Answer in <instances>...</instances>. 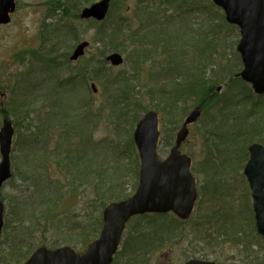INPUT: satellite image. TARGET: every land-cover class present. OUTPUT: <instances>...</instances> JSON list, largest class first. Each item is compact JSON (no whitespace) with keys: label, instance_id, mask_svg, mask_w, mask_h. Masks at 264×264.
<instances>
[{"label":"rangeland","instance_id":"1","mask_svg":"<svg viewBox=\"0 0 264 264\" xmlns=\"http://www.w3.org/2000/svg\"><path fill=\"white\" fill-rule=\"evenodd\" d=\"M100 1L102 0H88L87 2L86 0H81L82 4L80 8L81 11L79 12V18L78 20H75L72 16V12L65 14V12L63 13L62 11H57L55 16L48 15V9L50 7L45 3V0H17L18 6L14 12L15 14L12 16L11 24L0 25V128L2 127L4 119L2 112L3 109H6L8 111L7 119H11L13 121L14 128L16 130L14 138L15 141L11 153V162L15 176L11 178V181L7 182V184H5L0 190V201L2 200L4 205H6V216L4 222L5 227L2 233L3 238L0 243V264L9 263L10 256H8V254L12 249L11 246L20 247L23 252H25L30 246L31 248L33 247L35 251V249L41 247L43 243L45 247L48 246L49 248L55 245H65L64 242H67V237L71 241L68 245L72 246L77 251L83 252L91 240H85V238L82 237L78 240L76 239V236H72L75 233L71 231L73 228L75 231L76 224L79 223L80 227L77 232L87 233L89 227L91 229V227L97 223L94 222V217L98 218V216L101 215L100 212L96 211L97 209H94L93 205L92 208L90 206L91 201L96 202V196L92 193L90 188H86L85 192H83V188L80 190L82 194H80L76 199L78 204H76L74 197L72 199L74 207L68 209L65 213L62 211L61 215L56 218L54 222L50 223V225H47L46 222L44 223V221H42V228L38 229V227H36V229L32 231L33 229L31 228L33 227L30 225L33 218L32 215L34 213H40L41 209H43L39 199V197H41L39 195L41 194L39 191L46 188L44 191L47 194L46 198H50L54 197L58 193V187L63 188L64 185H68L64 179L65 174L57 168L58 166L55 160L57 155L59 158L63 159L61 156L62 153L65 152L64 147L68 145L69 139L66 138L68 137L67 135H62L57 130H51L49 137L50 141L46 144H42L46 145V147L50 149L49 153L48 150L41 149L42 152L39 154L40 157L43 156V159H49L48 164H50V169L47 170L43 168L42 171L44 172V175L50 173L48 178L45 180L52 181V184L48 185L47 181L43 179L44 181H40V190L38 191L37 187H34V182H26L24 179L20 178V175L17 174L19 171H17L16 168L18 167L23 169L25 166V160H27V158L33 159V156L37 155V153L31 152L32 150H35L32 146L22 147L20 144V138L22 135L26 133L28 134V132L35 131V127L37 126L36 120L38 119L35 116L37 114L39 116H46L47 114L50 115V117H48L50 126H55V121H52L51 116H58L59 111H54V114L50 113L51 110L47 107V104H45L46 102L40 100V103L33 107L30 119H21L22 116L18 117L12 114L14 110H17V108L14 105H9L11 104L10 100L12 98L8 88L10 82L14 83L15 80L17 81L19 79L20 81H23L22 86L30 91L32 99L35 100L39 98V96L47 94V92L50 91V88H53L54 80L57 79L56 75H54L55 73H60L61 76L59 75V79L66 81L73 73L80 72L81 68L86 66V62L91 60L92 55L95 57L94 62L96 63V66L98 63L103 62V69L114 72L115 74L124 72L129 78H132L134 73L130 69V63L128 61L129 53H124L125 51L123 50L122 52H117V54L123 56L125 61L122 66H111V64L107 62V56L112 55L114 52L112 54L108 53L104 58V61H97V58L101 57V53L105 50L103 51V46L101 44H97L99 41L94 39L98 30L97 27L94 26L95 24L93 25L92 23L93 19H86L82 16L85 10ZM156 1L157 2L154 4H158V0ZM210 2L212 3V0L198 1L196 4L201 5V8L195 13L184 15V21L189 25V28H192L191 31L188 29L184 33L194 39L193 41L195 44L197 43V47H201V53H203L206 57H208L209 54L214 57V64L209 65L207 74L204 76L208 81L210 79L218 80L222 77V73H226L230 68H235L234 65L237 64L241 58L237 51L238 43L241 37L240 29L234 28L231 24H228L225 20V14L223 11L217 6L216 9H214ZM137 4H139L137 0H111L109 13L111 12L113 18L120 20L125 18L128 21L125 26H130L131 29H135V31L141 30L142 28H146L147 30L151 29L150 23H147V17L143 14L139 16V18L143 19L144 22L137 17ZM187 4L193 8L194 0H188L185 5ZM172 15V11L166 13V17L171 18ZM106 20L107 19L105 18L103 21ZM181 22L182 19L178 16L176 20L177 25H180ZM44 25L46 27L49 25V30H57L58 28L60 36L63 41L66 42V44L63 43L58 45L56 53H58L59 56L57 61H60V63L64 64L65 67L67 65V69H62L61 67L58 71L52 70L48 72L46 65L39 62L37 63L33 57H28L25 64L18 60V54L26 51V49L37 51L43 46L42 36L45 33H42L43 30L41 29ZM126 35H128V32H126ZM206 37L208 38L207 40H202L200 42L201 38ZM84 42H88L90 46L85 51L87 53L83 61H80L79 63L71 61L70 56L73 54L72 52H74L75 48L78 47L79 44ZM57 44L56 38H53L47 42L46 49L48 50V48H52L54 45L57 46ZM129 48L127 50L128 52H131ZM199 51L200 49L198 47L195 59L192 61L193 57L191 56V59L187 62V67H195V60L197 61V64H199ZM67 54H69V57L68 60H65V56ZM163 61L164 59H161V61L156 59L155 62L149 61L144 63L143 72L140 70L139 73V77L141 78L140 83L134 82L131 84L133 87L135 86L134 92L136 93L134 95H136L137 99H141L142 102L145 101L143 103L145 106L147 105L148 107H153V102L146 99L150 97V93L148 92L150 89L147 90V88L144 89V87L153 86L157 83L164 85L167 82L162 76L163 70H161V62ZM240 63L242 65V61ZM173 67L174 65H172L169 69L172 70ZM181 67L183 68L184 66ZM242 69L243 66H241L239 70L234 71L236 73L232 74L231 77H239L238 75ZM179 70V72H182L181 69ZM23 72H27L25 75L28 78L22 76ZM179 72L177 75L175 74L177 79L183 77V75L179 74ZM192 72L197 73L195 70ZM15 76H18L17 79ZM151 76L153 78H151ZM92 77V75L88 74L83 77V79L86 80V84L85 82H82V84L77 82L74 88H67L65 91L63 89L57 90L58 92L55 93V95L62 97L60 94H63L64 92L66 93L68 96V102L65 103L66 107L63 109V115L69 118L68 121L72 120V122L74 121L77 123L80 130H82L72 139V141L75 139L73 141V143L75 142V151L79 153L78 146L81 143L83 136H88L91 147L93 150L96 149L95 152H97V160L95 164L96 166H101L102 171H107V181L110 182V178L113 176L112 171L115 170L118 171V173H122L125 176L123 189L126 191L127 195H133L138 189L140 177L136 176L134 167L130 165L131 161L135 164L136 159V156L133 157V159L130 156L132 155L130 150H133L132 146L129 144V138H132L133 135V133L130 132L132 125H127L125 124L126 122H122V120L118 122L117 118L110 117L109 113L106 111V96L102 94V87L99 83L94 81ZM93 84L95 85L97 92H93ZM223 87V84L219 85V87L216 88V94L222 93L224 90ZM84 97H86L93 105L91 114L93 117H91V115H87V117H85L86 114L84 113V109H82L84 107V105H82ZM199 97L200 95L195 99L193 96H190L186 99V102L182 101L179 104L178 113H180V120H178L179 125L176 128L171 126L167 116L163 112H156L159 113L161 134L159 155L162 159H166L169 156L170 149L173 147L172 145L170 146L166 144L167 140H169L171 144H174L178 134L177 132L184 123L183 121L191 112H193L194 109L200 107V111L203 110L197 123L190 127V135L181 149L182 153L192 157L193 165L191 172L197 180L200 198L197 201L195 213L193 217H191V227L188 223H186V226L190 227H187L186 230L187 234H189L187 240L182 243V240L175 239L172 245L167 244L163 247V249L155 251L149 256L150 264H185L191 259L208 260L216 262V264H259L260 262L264 264V239L257 236L254 232V223L245 224L246 230L244 233L246 235L248 233L251 243H247V238L244 237L245 234L241 232L240 234H237L240 239L233 243L228 240V237L223 236L224 233L219 230V224L215 222L216 218L210 219L209 217L216 212V214L220 216L219 219L223 222V219H225L223 214H225L227 210L228 213L225 219L227 220V223H235L236 221L238 222L241 220L247 221L249 219L253 220V216L251 215L252 211H249L250 201L245 198L246 194L248 196L250 194L249 183L243 173L245 166L239 172L234 171V175L231 173L229 174L228 171H226L227 169L223 170V174L224 172L225 174L223 178L220 177V181L225 180L228 184H232L229 186L224 182L225 186L223 188V195L218 194L220 189L217 191V194H215L214 187L213 194L207 193V190L205 189L207 186V174L205 173L207 172L211 176L212 171L210 168L205 170V165L208 164L207 157L209 156H207V144L203 139V137L208 136V132L206 131L204 125L208 124L210 115L214 114L215 110L211 109L213 106L212 103L211 107H209L210 110L205 111V109L202 108V104H200L201 100ZM241 101L242 99L239 100V102ZM150 110L154 111V109ZM246 110L249 111L248 108ZM148 111L149 110L145 113ZM145 113L142 115L143 117L146 115ZM162 116H164L166 122H162ZM258 117L262 119L264 117V111L258 115ZM33 119H35L34 122ZM70 126L71 125H69V129L71 128ZM28 128H30V130H28ZM73 128L74 126L72 125V129ZM77 132L78 130H74L73 134L75 135ZM56 148L58 149V152ZM213 162L222 163V161L217 159L215 153ZM226 190L231 193V196L227 194ZM62 191L67 193L66 188H63ZM242 198H245L242 204L243 206L239 205ZM67 205H69L68 202H66L64 206L61 205V207L65 208ZM227 205H229V210ZM16 206L18 208L17 211L26 216L24 218L23 225L27 226V230L21 227L19 222L14 219L13 215H11L10 218L7 216L13 208L15 209ZM234 216L239 218L235 221L233 220L235 219ZM10 219L12 220L11 223ZM133 220L134 221L130 223V226L126 228L127 232L124 237L125 239L128 235H130L131 230L140 224V222L143 223L151 221L152 219L140 217ZM165 220L172 219H162V221ZM209 221H212V224H209ZM204 223L205 225L202 226ZM71 224L73 228L71 227ZM46 227V232L48 231V233L43 235L42 230ZM205 230H207V232H204ZM174 233L177 235L178 231ZM136 234V232L133 233V235ZM96 237L94 239H96ZM10 240L11 242H9ZM14 240H17L18 243L13 244ZM248 244L251 248V257H253L250 262L252 261L253 263H247V259L245 258L246 254L244 247L248 246ZM2 259L3 263L1 262Z\"/></svg>","mask_w":264,"mask_h":264},{"label":"trees","instance_id":"2","mask_svg":"<svg viewBox=\"0 0 264 264\" xmlns=\"http://www.w3.org/2000/svg\"><path fill=\"white\" fill-rule=\"evenodd\" d=\"M45 1L50 7L48 9V15L55 16L57 11L65 12V14L72 12L74 19L78 20L79 12L81 11V0ZM87 1L88 0H86V2ZM187 1L188 0H158V4H154L157 2L156 0H137L139 3L137 4V17L139 18L142 14L147 17V23L151 25V29L148 30L142 28L141 30L135 31V29H131L130 26L126 27L125 24L128 21L125 18L121 20L113 18L111 12L107 15L106 21L99 23L92 20L93 25L95 24L94 26L97 27L98 30L94 39L99 41L97 44H101L103 46V51H106V53L102 51L103 53H101V57L97 58V61H104L108 53L112 54L113 52L117 53L123 50L125 51L124 53H129L128 61L130 63V69L134 73L132 78H129L124 72L115 74L114 72L103 69V62L98 63L96 66L94 62L95 57L92 55L91 60L86 62V66L81 68L80 72L73 73L66 81L59 79V75L61 76L60 73H55L54 75H56L57 79L54 80L53 88H50L47 94L39 96V98L35 100L32 99L30 91L22 86L23 81L18 79L17 81L15 80L14 83H9L8 88L12 98L10 100L11 104L9 105H14L17 108V110L12 112L13 115L18 117L22 116L21 119L29 120L30 114L33 112V107L37 106L40 100L46 102L45 104H47V107L51 110L50 113L54 114V111H59L58 116H51L52 121H55V126H50L48 118L50 115L39 116L37 114L35 116L38 118L36 120L37 126L35 127V131L28 132V134L26 133L20 138L22 147L32 146L35 150L31 152L37 153L36 156H33V159L27 158V160H25L23 169L16 168L17 171L20 172V174L19 172L17 173L20 175V178L24 179L26 182H34V187H37L39 191L40 181L47 179L50 175V173L44 175L42 171L43 168L47 170L50 169V164H48L49 159L45 160L43 156L40 157L39 154L43 149L48 150L49 153L50 149L42 144H46L50 141L49 137L51 130H57L60 134L67 135L68 137L66 138L69 139L68 145L64 147L65 152H63L61 156L63 159L59 158L58 155L56 160L53 159L57 162V168L65 174L64 179L68 185H64L63 188H66L67 193L62 191L63 188L58 187V193L54 197L46 198L47 194L44 192L46 188L39 191L41 193L39 194L41 196L39 199L43 209H41L40 213H34L32 215L33 218L30 224L33 227L31 228L33 229L32 231H34L36 227L41 229L43 225L42 221L50 225V223L54 222L55 219L61 215L62 211L65 213L68 209L74 207L72 199L75 197L76 201L77 197L82 194L80 191L81 189L84 188L83 192H85L86 188H90L92 193L96 196V202L91 201L90 206L92 208L93 205L94 209H97L96 211L100 212L101 215H99L98 218L94 217V222L97 223L93 225L91 229L89 227L87 233L76 232L74 228L71 232L75 233L72 236H76L78 240L82 237L85 238V240L90 239L92 241L96 236L98 237L103 227L102 210L109 203L118 200H126L131 195H127L126 191L123 189L125 176L122 173H118V171L115 170L112 171L113 176L110 178V182H108V178L106 179L107 171H102L101 166H96L97 152H95L96 149L93 150L91 147L88 136H83L78 146L79 153L75 151V142L73 143L75 139L73 141L72 139L82 130H80L77 123L74 121L72 122V120L68 121L69 118L63 115V109L66 107L65 103L68 102L66 93L60 94L62 97L55 95V93L58 92L57 90L63 89L65 91L67 88H74L77 82L80 84L85 82L86 84V80L83 79V77L88 74L92 75V79L102 87V94L106 96L107 113H109L110 117L117 118L118 122L122 120V122H126L125 124L132 125L130 129L132 133L137 123L143 117L142 115L147 110L154 109L156 112H163L167 116L171 126L176 128L179 125L178 120H180V113H178V111L179 104L182 101L186 102V99L190 96L196 99L200 95V104H202V108L205 109V111H209V107H211L213 103L211 109L215 110V112L210 115L208 124L204 125L208 132V136L203 137L207 144V156H209L207 157L208 164L205 165V170L210 168L212 171L211 176L207 172L205 173L207 174V186L205 189L209 194H213L214 187L215 194H217V191L220 189L218 194L223 195L224 182L228 184L225 180L220 181V177L223 178L225 174V172L223 174V170L227 169L226 171L232 175H234V171L239 172L249 159V146L254 143L264 144V117L262 118L263 120L258 117V115L264 111V95L262 97L254 96L252 87L247 85L239 77H231L232 74L236 73L234 71L239 70L242 66L240 63L241 58L238 63L234 65L235 68H230L226 73H222V77L218 80L215 79V81L210 79L208 81L204 76L207 74L209 65L214 64V57L211 54L206 57L201 53V47L198 46L200 49L199 64H197L195 60V67H187V62L191 59L190 57H193L192 61L195 59L198 47L197 43H194V39L184 33L188 29L190 31L192 30L184 21V15L195 13L199 10L201 5H197L196 3L201 0H194L193 8L189 4L185 5ZM210 4L216 9L214 4L211 2ZM171 11L173 12L172 17H166V13ZM178 16L182 19L180 25L176 23ZM139 19L144 22L143 19ZM41 30H43L42 33H45L42 36L43 46L37 51L26 49V51L18 54V60L25 64L28 57H33L37 63L39 62L46 65L48 72L52 70L58 71L61 67L62 69H67V65L65 67L64 64L57 61L59 57L58 53H56L58 45L63 43L66 44L60 36L59 29L49 30V25L47 27L44 25ZM126 32H128V35H126ZM53 38H56L58 44L47 50V42ZM207 39V37L201 38L200 42ZM128 48L131 52H128ZM68 57L69 54L65 56V60H68ZM83 59L84 58L80 59V61H83ZM156 59L160 61L164 59V61L161 62V70H163V79L167 82L164 85H160L156 82L157 84L153 86L144 87V89H150L148 91L150 97L146 99L153 102V107H148L143 104L145 101L142 102L141 99L136 98V95H134L136 93L134 92L135 86L133 87L131 84L134 82L140 83L141 78L139 77V73L140 70L143 72L144 63L149 61L155 62ZM172 65H174L173 71L169 69ZM181 66L184 67L182 68ZM179 69H181L182 72H179ZM194 70L197 73H193L192 71ZM178 72L183 75V77L177 79L176 75ZM26 73L27 72H23L22 76L28 78L25 75ZM17 77L18 76H15L16 79ZM151 78L153 77L151 76ZM222 84L224 85V90L222 93L216 94V88ZM241 99L242 101L239 102ZM82 105H84L82 109H84V113L86 114L85 117H87V115L90 116L92 114V103L84 97ZM247 108L249 111L246 110ZM2 115L4 119H7L8 111L3 109ZM91 117L93 116L91 115ZM162 117V122H166L164 116ZM34 121L35 119H33V122ZM69 125H71L70 129ZM72 125L75 131L78 130L75 135L73 134L74 130L72 129ZM28 130H30V128H28ZM129 144L133 148V150H130L132 154L130 155L131 158L133 159V157L136 156L135 164L131 161L130 165L134 167L136 176L139 177L141 168L140 157L138 156L136 146H134L133 135L132 138H129ZM166 144L174 146L169 140H167ZM214 153L217 159L222 161V163L213 162ZM45 181H47L48 185L52 184L50 180ZM226 192L228 193V190H226ZM66 202H68L69 205L62 208L61 205L64 206ZM76 204H78V201H76ZM227 208L229 210V205H227ZM17 209L16 206L7 216L10 218L11 215H13L14 219L19 222L21 227L27 230V226L23 225L26 216L22 213L20 214ZM249 211L251 210L249 209ZM227 213L226 210V213L223 214L225 219ZM140 217H146L152 220L143 223L139 221L140 224L131 230L130 235L123 240L122 250L115 258L113 264H150L149 256L152 255V253L163 249L167 244L172 245L175 239L182 240V243H184L189 237V234L186 232L187 229H184L186 222H182L174 216L145 215ZM209 217L210 219L216 218L215 222L219 224V230L224 233L223 236L228 237V240L233 243L240 239L237 234H240V232L244 233L243 227L236 221V219L239 218L237 216H234L235 219H233L236 221L235 223H227L225 219H223L222 222L219 219L220 216L217 215L216 212ZM166 218L172 220L162 221V219ZM11 221L10 219V223ZM248 221L253 224L254 217L253 220L249 219ZM209 224H212V221H209ZM204 225L205 223L202 226ZM253 226L255 232V225ZM79 227L80 226H78L77 230ZM46 229L47 227L42 230L43 235L48 233ZM177 231L178 233L176 235L174 232ZM134 232L139 236H137V234L133 235ZM204 232H207V230ZM245 236H248V234H245ZM45 239L47 240L46 237ZM9 242H11V240ZM69 242L71 241L67 237V242H64L65 246L68 245ZM15 243H18L17 240L13 241V244ZM41 246H45L44 243ZM11 247L12 249L8 254V256H10L8 264H23L34 252V248L30 246L25 252H23L20 247ZM56 247H59V245H55L51 248L56 249ZM1 262L3 263V259ZM260 264L263 263L260 262Z\"/></svg>","mask_w":264,"mask_h":264},{"label":"water","instance_id":"3","mask_svg":"<svg viewBox=\"0 0 264 264\" xmlns=\"http://www.w3.org/2000/svg\"><path fill=\"white\" fill-rule=\"evenodd\" d=\"M226 14L229 24L240 28L241 39L238 53L242 58L241 77L251 85L257 95L264 94V0H212ZM111 0H102L83 13V18L103 21L110 11ZM16 9L15 0H0V24L11 22ZM90 46L79 44L73 52L72 61H78ZM113 66L123 65V56L113 53L107 58ZM96 92V87L93 85ZM202 111L196 108L184 120L176 136L175 146L169 157L161 159L158 144L161 137L159 114L148 112L139 121L134 132V143L141 160L140 182L136 193L129 200L108 205L104 210V227L98 240L92 242L84 255L77 254L69 246L50 250L38 248L25 264H111L120 247V241L130 218L145 214H166L174 212L181 219H187L197 196L196 179L191 173L192 158L181 152L187 141L191 125L197 123ZM15 130L12 120H4L0 128V190L13 176L11 153ZM250 158L244 168L254 204L257 231L264 236V146L254 143L250 146ZM5 205L0 202V240L4 228ZM187 264H214L210 262H189Z\"/></svg>","mask_w":264,"mask_h":264},{"label":"flooded vegetation","instance_id":"4","mask_svg":"<svg viewBox=\"0 0 264 264\" xmlns=\"http://www.w3.org/2000/svg\"><path fill=\"white\" fill-rule=\"evenodd\" d=\"M16 2H17V0H16ZM17 6H18V2H17ZM15 11H16V9H15ZM15 11H14V12H15ZM14 14H15V13H14ZM14 14H13V15H14ZM13 15H12V16H13ZM192 223H193V221H192ZM250 223H251V222H250ZM78 224H79V223L76 224V228H75V229H76V232H77V228H78V226H79ZM71 227H72V224H71ZM187 227H189V226L184 225V229H187ZM190 227H191V225H190ZM190 227H189V228H190ZM72 228H73V227H72ZM126 232H127V231H126ZM126 232L124 233L125 235H126ZM137 236H139V235L137 234ZM244 237L247 238V243H251V242H250V238H249V236H244ZM251 241H252V240H251ZM244 251H245V254H246V257H245V258L247 259V263H249L250 260H252V258H253V257H251V248L249 247V244H248V246L244 247ZM195 261H199V262L206 263V261H208V260L205 261V260H200V259H191L189 262H195ZM251 262H252V261H251ZM251 262H250V263H251ZM214 263L216 264V262H214ZM252 263H253V262H252ZM185 264H186V263H185ZM259 264H260V263H259Z\"/></svg>","mask_w":264,"mask_h":264}]
</instances>
